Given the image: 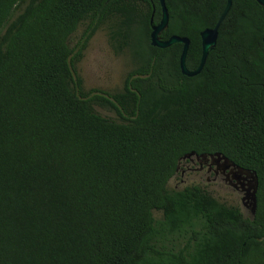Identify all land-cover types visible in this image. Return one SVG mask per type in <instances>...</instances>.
Returning a JSON list of instances; mask_svg holds the SVG:
<instances>
[{"label":"trees","instance_id":"1","mask_svg":"<svg viewBox=\"0 0 264 264\" xmlns=\"http://www.w3.org/2000/svg\"><path fill=\"white\" fill-rule=\"evenodd\" d=\"M164 3L160 38H188L194 70L226 0ZM161 12L160 0H0V264H264V8L232 0L192 76L181 43L151 44ZM101 26L130 63L116 92L84 89L74 69ZM192 152L256 173L251 218L201 186L168 188Z\"/></svg>","mask_w":264,"mask_h":264},{"label":"rangeland","instance_id":"2","mask_svg":"<svg viewBox=\"0 0 264 264\" xmlns=\"http://www.w3.org/2000/svg\"><path fill=\"white\" fill-rule=\"evenodd\" d=\"M13 11V14L17 13ZM87 23L80 24L76 30L70 34L68 45L74 48L82 39ZM75 72L82 80L84 89H100L108 92H116L122 89L125 74L130 69V63L125 54L115 55L108 43V33L104 26L94 30L87 40L86 46L82 51V57L74 65ZM95 109L102 115L116 119L113 111L95 106ZM185 180L181 181L180 172H176L168 181L167 186L172 190H181L186 186L198 185L205 188L214 198L226 204L241 206V194L231 190H221L220 183L216 180H206L204 176L200 179L191 178L185 174ZM154 216L159 218L161 213L154 211ZM166 245L172 248L173 243L167 242Z\"/></svg>","mask_w":264,"mask_h":264},{"label":"water","instance_id":"3","mask_svg":"<svg viewBox=\"0 0 264 264\" xmlns=\"http://www.w3.org/2000/svg\"><path fill=\"white\" fill-rule=\"evenodd\" d=\"M231 1L232 0H226L225 7L223 11L221 12L219 18L217 19L215 25L212 28H206L200 33V38H201V56H200V61L198 66L194 70H188L186 65H185V57L186 53L188 50V45H189V40L186 37H179L177 35H172L166 40H162L160 38V33L167 28L168 25V12L167 8L165 6L164 0H160V5H161V18L160 21L152 26V30L150 33V39H151V44L153 46H157L160 48H165L170 46L173 43H181L182 44V50L179 56V67L181 70V73L186 75V76H192L195 74H198L204 63L205 59L208 55V53L215 47L216 43V38H217V33H218V27L222 20L224 19L225 15L227 14L230 6H231ZM258 4H260L264 8V0H256ZM263 41H264V33H263ZM194 155V153H189L186 154L184 157H188ZM209 157L213 158L216 157L217 159H221V157L226 161L227 165H232L236 166L233 162L229 161L227 158L224 156H221L220 154H213L209 155ZM238 169H240L241 172H243L250 180H249V192L247 195L243 196L241 198L242 201L248 200L249 201V207H250V212L251 216L255 214L256 210V192H257V187H258V179L257 175L254 171L250 170H245L242 168H239L236 166ZM263 238V237H262ZM262 238H259L260 240Z\"/></svg>","mask_w":264,"mask_h":264},{"label":"flooded vegetation","instance_id":"4","mask_svg":"<svg viewBox=\"0 0 264 264\" xmlns=\"http://www.w3.org/2000/svg\"><path fill=\"white\" fill-rule=\"evenodd\" d=\"M222 156V155H221ZM180 172L181 181L183 182L186 178L185 174H189L191 178L200 179L202 176L206 180L218 181L220 189L231 190L232 192H239L241 198L249 192V178L240 171L236 166L227 165L226 161L221 157H209V155H191L188 157L181 158L177 166L176 172ZM175 172V173H176ZM203 188V187H202ZM205 189V188H204ZM206 190V189H205ZM240 198V200H241ZM219 201V200H218ZM219 203L226 204L221 200ZM232 205V204H226ZM237 206V205H232ZM241 212L244 216L252 217L249 207L248 200H241Z\"/></svg>","mask_w":264,"mask_h":264}]
</instances>
